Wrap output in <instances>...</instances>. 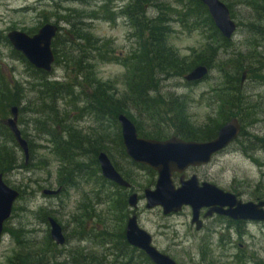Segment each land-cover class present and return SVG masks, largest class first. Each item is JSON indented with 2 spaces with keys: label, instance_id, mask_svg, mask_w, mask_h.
<instances>
[{
  "label": "rangeland",
  "instance_id": "rangeland-1",
  "mask_svg": "<svg viewBox=\"0 0 264 264\" xmlns=\"http://www.w3.org/2000/svg\"><path fill=\"white\" fill-rule=\"evenodd\" d=\"M86 1L85 4H79L72 0H0V37H5L11 30L31 36L44 23L56 25L58 32L55 35L57 38L55 52L58 54V63H53L46 80L50 83L72 85L73 95H80L82 90L88 92L85 89V82L80 78L76 79L75 69L61 59L64 53H70L73 58L78 57L74 49L68 44H62V41L73 38V31L67 23H80L81 32L105 42L110 57V61L95 60L92 63L93 78L100 83L109 84L119 97L127 87V71L122 62L134 47L130 20L120 13L129 0H106L105 4L104 0ZM187 1L158 2L166 4L170 9L167 12L170 27L167 44L179 57L190 62L204 52L206 46L214 47L215 43L208 37L206 29L200 28L199 24L191 28L190 24L183 27L178 23L175 14L181 11L179 5H185ZM219 1L226 7L228 5L227 9L236 24V30L228 40L230 43L228 48L225 51L217 49V58L222 60L231 58L238 52H244L247 56L249 53L254 54V59L261 53L264 57V41L255 30L256 26L264 25V18L263 20L257 18V12L253 9L255 3L256 6L262 4L264 6V0ZM249 2H252V5H249ZM182 19L189 20V17ZM247 24L255 27L248 32ZM77 45L79 46L77 51L86 46L85 43H82V46ZM10 50H12L10 45L0 39L2 73L7 81L17 84L23 91L20 107L24 110L17 114L16 125L24 136L23 139L30 145L31 152L28 150L24 168H16L7 175H2L4 183L16 190L19 196L12 205L9 218L3 224L4 231L0 237V264H19V261L15 260L16 256L25 253L41 257L44 255L43 264H127L124 256L114 251L113 238L120 225V220L113 217L115 210L112 202L115 200L116 188L98 184L97 177L89 175L90 171H86L88 174L85 172L81 179H75L76 185L73 188H64L58 183L60 176L56 170L59 164L50 153L52 148L47 142L50 138L44 132L39 133L36 130L40 127L36 126V123H39V115L36 114L39 108L35 99L39 89L36 88L35 75L29 71L25 63L14 57ZM87 51L90 55L93 54L91 50ZM205 56V53L202 54V58ZM215 65L216 61L207 78L197 84H186L184 87L182 80L159 84L161 89L157 95L172 92L181 96L185 100L189 121L194 126H201L206 120L216 116L213 95L210 92L220 84L221 74ZM224 70L227 71V68ZM252 73L254 78L250 74L247 75L248 87L244 94L247 104L252 107L251 111H254L250 120H258L260 123L257 122L255 127L245 130L251 135L250 142L253 138L261 139L259 149H255L256 144L253 142L252 145H245V141L241 146L247 151L245 155L237 150L233 151L232 148L227 149L216 154L205 167L189 169L185 173V177L193 174L198 181L212 183L222 191L236 194L243 202L254 201L257 194L264 195V83L258 82V78H255L258 76L264 78V68L255 69ZM66 101H58L55 105L59 115L57 117L63 121L53 122L50 127L44 125L51 133H60L63 128L74 129L82 135L100 133L102 138L104 135L114 133L115 128L113 129L111 125L108 128L104 120L100 127L108 128V133L99 130L96 119L90 117L87 112L81 116L78 110L83 109L82 104L72 108ZM135 113L131 107L127 114L132 119ZM7 117L9 118V116L4 118ZM138 122L146 130L151 128L152 124H148L151 122L146 118ZM109 143L105 142L104 145L107 146L117 168L133 179L137 193L141 194L148 179L146 172L131 166L119 149L115 150L113 143ZM5 144L13 148L12 143L5 141ZM15 150L18 163H23L21 150L18 147ZM85 158H79L78 161L86 165ZM67 175L69 174L66 172L64 176ZM98 175L100 176L99 171ZM176 180L177 178H174V182ZM139 185H142L141 189L138 188ZM58 188L60 192L54 196L42 195L43 190ZM111 196L113 197L110 198ZM262 199L264 200V197ZM143 204L144 201L140 200L136 210L138 226L150 235L152 246L176 264H264V223H250L227 229L224 220L207 221L206 227H214L212 233L206 228L195 232L189 225V209L164 217L159 209L146 210ZM84 205L87 215L85 210H82ZM43 217H51L60 225L65 238L62 246H56L50 241L48 225L46 220L43 222ZM105 230L110 237L103 234Z\"/></svg>",
  "mask_w": 264,
  "mask_h": 264
},
{
  "label": "trees",
  "instance_id": "trees-1",
  "mask_svg": "<svg viewBox=\"0 0 264 264\" xmlns=\"http://www.w3.org/2000/svg\"><path fill=\"white\" fill-rule=\"evenodd\" d=\"M72 1L78 2L79 4H85L87 2L86 0ZM105 1H103L104 4ZM158 1L129 0L120 12L121 15L130 20L134 47L122 62L124 69L127 71V87L125 92L120 94L119 97L116 96L109 84L100 83L93 78L92 63L95 60L107 62L110 61V57L107 54L105 42L103 43L92 38L86 32H81L80 23L72 24L68 22L67 24L70 26V30L73 31V38L62 41V44H68L70 48L74 49L78 57L73 58L70 53H64L61 59L65 63L70 64L73 70L75 69L76 79L80 78L85 82V89L88 92L82 90L80 95H73L72 85L48 82L46 80L48 73L32 68L18 52L10 50L11 54L25 63L29 71L35 75L34 80L37 81L36 88L39 89L35 99L39 108L36 112L39 115V123H36V126L40 127L36 130L39 133L44 132L50 138L47 141L52 148L50 153L54 155L59 164L56 170L58 176H60L58 183H61L64 188H73L76 185L75 179H81L86 171H90L91 174L89 175H95L97 177L98 184L115 188L113 184L104 181L98 175L99 170L96 163V156L100 152L106 154L115 170L126 181L129 180L128 175H125V173L117 168L116 163L109 154L107 146L104 145L105 142L113 143L115 150L119 149L121 155L126 158L121 145L119 130H117L116 116L118 114H124L134 124L137 135L140 137L160 139L163 136L162 134H173L179 136L182 140L199 142L214 137L217 129L228 118L241 116L244 111H251L252 107L242 98L238 85L243 71H247V75L250 74L253 76L252 72L255 69L259 70L264 68V57L261 56L262 53L258 55L257 59H254V54L249 53L247 56L244 55V52H238L237 54H233L231 58H223V60L219 57L217 58V49L221 48L225 51L230 43L228 40L223 39L213 27L204 6L198 0H188L185 5H179L181 11L175 14L178 23L183 27L190 24L191 28L199 24L200 28L206 29L208 37L215 43L214 47L206 46L204 52L202 51L198 57L188 62L186 59L179 57L175 50L167 44V36L170 33L167 12L170 9L166 4ZM249 5H252V2H249ZM256 5L257 3L253 5V9L257 12L256 17L263 20V4ZM72 13L75 14L74 12ZM187 17H189V20L182 19ZM83 26L85 27V25ZM254 27L252 24H247L246 30L250 32ZM255 30L264 41V25L256 26ZM0 39L7 42L5 37H0ZM55 40H57L56 37L51 42V49L54 55V63L56 64L58 63V54L55 52ZM82 43H85L86 46L77 51L79 47L77 44H81L82 46ZM87 50H91L93 54L90 55ZM260 51L263 52L262 49ZM204 53L206 56L202 58V54L204 55ZM215 61V67H218L221 74L220 84L216 85L210 92L213 95L212 100L215 105L216 116L213 119L206 120L201 126H194L187 117L185 100L181 96L171 94L170 92L164 95H157L161 89L159 84L170 82L171 80H182L183 75L190 71L192 67L199 64L206 66L209 71L214 66ZM213 62L214 64H212ZM224 67L227 68V71L224 70ZM206 78L207 76L204 79ZM255 78H258V82L264 83V78L261 76ZM228 85L232 86L231 90L227 88ZM79 86H81V83ZM22 92L17 84H12L7 81L0 68V174L3 176L16 168H24L26 162L23 158V163H18L15 153V148L18 146L10 132L2 124V121L6 119L4 117L10 116L9 113L12 107L17 108V114L23 112L24 109L20 107L22 103ZM64 100H67L66 102L72 108H75L78 104H82L83 109L78 110L81 116L87 112L90 117L96 119L99 130L102 129L107 132L111 125L113 129L115 128L113 130L114 133L104 135V138L108 139L107 141L102 138L100 133L94 134L91 132L82 135L80 132L70 128H63L60 133H51L44 125L50 127L53 122L58 123L63 121L59 120L55 105L56 102ZM230 106L232 107L230 108ZM131 107L136 112L132 119L127 114L130 112ZM136 118L140 121L142 118H146V120L151 122H148V124H152L151 128L149 127V130H146L144 126L141 127L140 122H138L139 120ZM102 120L108 124V128L100 127ZM20 135L24 138L21 132ZM5 141L12 143L13 148L6 146ZM27 147L29 152H31V147L28 142ZM82 157H86V165L78 161ZM129 163L135 169L143 168L136 166L130 161ZM143 169L151 173L150 170ZM66 172L69 175L64 176ZM86 173L88 174V172ZM131 180L133 182L132 178ZM138 187L141 189L142 185ZM114 194L115 201L112 202V207L115 210V215L113 217H117L120 220V214L116 210L115 202H117L118 210L125 205V202L121 190L116 189ZM260 197L263 198L264 195H260ZM85 209L86 206L84 205L82 210ZM84 212L87 215L86 210ZM119 212L121 211L119 210ZM45 220L46 218L43 217V222ZM3 231L4 229H2ZM105 231L103 234L109 236L107 230ZM113 241L114 251L119 255H123L127 264H151L142 252L136 249L128 250L127 245L122 239V225L118 226V231ZM47 243L49 244V241ZM43 256L25 253L16 256L15 260H18L19 264H43Z\"/></svg>",
  "mask_w": 264,
  "mask_h": 264
},
{
  "label": "water",
  "instance_id": "water-1",
  "mask_svg": "<svg viewBox=\"0 0 264 264\" xmlns=\"http://www.w3.org/2000/svg\"><path fill=\"white\" fill-rule=\"evenodd\" d=\"M199 2L206 9L213 27L219 35L223 39L229 40L236 30V24L231 19L224 3L219 0H199ZM57 32L56 25L44 23L31 36L11 30L6 33L5 38L11 49L18 52L32 68L49 73L54 63L51 42ZM207 74L208 69L204 65H197L183 75L182 81L199 83ZM241 81H243V76ZM9 114V118L2 121V124L12 135L23 154L24 161H26L28 147L16 125L17 108L12 107ZM116 122L125 156L133 163L146 166L156 173L154 189L143 190L145 209L159 207L162 214L167 215L177 213L182 206L187 205L191 208V222H195L198 210L201 207L210 206L211 209L207 211L206 216L215 213L232 220L264 222V200L256 204L251 202L242 204L232 194L225 193L213 185L202 183L198 186L194 177L184 182L180 180L178 188H174L170 180L172 173H181L189 166L197 167L207 164L213 154L224 149L234 140L239 132L235 118L224 123L218 129L216 136L207 142L183 141L174 136L162 141L138 138L133 123L124 114H118ZM96 163L103 180L121 188L129 187V184L116 172L105 153L97 154ZM58 192L59 189L43 190L42 195L54 196ZM17 197L18 192L7 186L0 174V237L3 224L9 218L12 205ZM136 199V194H131L127 198L130 208L135 207ZM225 206L227 209L223 210L222 208ZM46 221L50 241L56 246H62L65 238L60 225L51 217H47ZM198 228L199 224L196 222V229ZM124 237L126 242L142 252L151 264H176L151 245L150 236L137 226L134 216L126 221Z\"/></svg>",
  "mask_w": 264,
  "mask_h": 264
},
{
  "label": "flooded vegetation",
  "instance_id": "flooded-vegetation-1",
  "mask_svg": "<svg viewBox=\"0 0 264 264\" xmlns=\"http://www.w3.org/2000/svg\"><path fill=\"white\" fill-rule=\"evenodd\" d=\"M199 1V0H198ZM200 65V64H199ZM197 66V65H196ZM195 67V66H194ZM193 68V67H192ZM189 72V71H188ZM243 76V81H241V77ZM183 77V76H182ZM241 77H240V80H239V85H238V87H239V89L241 90V95H242V98L243 99H245V95L246 94H244L245 93V91L247 90V81L249 80L248 79V77H247V71H243L242 73H241ZM183 82V81H182ZM185 83V82H184ZM186 84H197V83H185L183 86L185 87L186 86ZM227 88L229 89V90H231L232 89V86L231 85H228L227 86ZM172 93V92H171ZM230 100H231V97H230ZM245 102H246V100H245ZM247 103V102H246ZM232 106H230V108H231ZM229 108V109H230ZM253 113H254V111H250L249 113L248 112H246V111H244V113H242V115L241 116H233V117H230V118H228L227 119V121L226 122H228L229 120H231V119H233V118H235L236 120H237V123H238V126H239V132H238V134H237V136H236V138L234 139V140H232L224 149H222V150H220L219 152H217V153H215V154H213L211 157H210V160H209V162L207 163V164H205V165H200V166H197V167H192V166H189V167H187L186 169H184L181 173H172L171 174V176H170V180H171V182H172V185H173V187L174 188H178L179 186H180V180L181 181H186V180H188V179H190L191 177H194L195 178V180H196V183H197V185L198 186H200L202 183H207V184H210V185H213V186H215L214 184H212V183H209V182H205V181H198V179H197V177L195 176V175H190L189 177H185V173H186V171H188L189 169H199V168H202V167H205L206 165H208L209 163H210V161L212 160V158L216 155V154H218V153H220V152H222V151H224V150H227V149H231L232 148V150L234 151V150H237L238 152H240V153H243L244 155H245V153H247V151L246 150H243L242 148H241V146L243 145V144H245L244 142L246 141V144L245 145H252V143L251 142H253L254 144H256L255 146H256V148L255 149H259V146H258V144H262L261 143V139H258V138H253L252 140H251V142L249 141L251 138H250V133H248L246 130H245V128H247L248 130H250L251 128H253V126L255 127V124H257V122H258V120H250V117H251V115H253ZM255 121V122H254ZM226 122H224V123H226ZM223 123V124H224ZM258 123H260V122H258ZM222 124V125H223ZM134 125V124H133ZM221 125V126H222ZM220 126V127H221ZM135 127V126H134ZM219 127V128H220ZM218 128V129H219ZM218 129H217V131H218ZM136 131V130H135ZM217 131H216V134H217ZM216 134L214 135V137L216 136ZM136 135H137V132H136ZM163 136L160 138V139H151V140H157V141H162V140H166V139H168L169 137H172V136H174V137H177V138H179V139H181L179 136H176V135H173V134H162ZM137 137L138 138H143V137H140V136H138L137 135ZM214 137H212L211 139H208V140H204V141H199V142H207V141H210V140H212ZM143 139H148V138H143ZM182 140V139H181ZM183 141H186V140H183ZM194 142H197V141H194ZM122 145V144H121ZM264 145V144H263ZM237 146V147H236ZM262 146V145H261ZM248 149V151H249V148H247ZM250 150H252V149H250ZM124 151V150H123ZM255 151V150H254ZM247 155V154H246ZM127 158V157H126ZM109 159V158H108ZM128 159V158H127ZM247 159L249 160L250 159V157L248 158L247 157ZM129 160V159H128ZM130 161V160H129ZM130 162H132V161H130ZM133 163V162H132ZM112 164V163H111ZM133 164H135L136 166H141V167H143V168H146V169H148V170H150V172L151 173H149L148 171H146V170H144L143 168H141V169H137V170H142V171H145L146 172V176L148 177V179H146L147 181H146V186L145 187H143L142 188V190H141V194H138L137 193V191H136V189H135V182L133 181L132 182V180H131V178H130V176H128V181H126L117 171V173L121 176V178L126 182V183H128L129 184V187L128 188H121V187H118V186H116V185H114L115 186V188L116 189H118V190H121L122 191V194H123V198H124V202H125V205H123L122 206V208H120L119 210L121 211V212H119V210L117 209V207H118V205H117V202H115V204H116V210H117V212L120 214V225H122V239H123V241H124V243L127 245V248H128V250H133V249H135V248H133V247H131L127 242H126V240H125V237H124V230H125V225H126V221H127V219L128 218H130L131 216H134L135 217V221H136V224H137V226H138V223H137V217H136V210H137V207H138V203H139V201L140 200H143L144 201V199H143V190L144 189H151V190H153L154 189V186H155V183H156V179H157V176H156V173L153 171V170H151L150 168H148V167H146V166H143V165H139V164H136V163H133ZM113 166V165H112ZM115 169V168H114ZM174 178H177V180H176V182H174ZM105 181V180H104ZM106 182H108V181H106ZM110 183V182H109ZM112 184V183H111ZM216 187V186H215ZM139 188V187H138ZM217 188V187H216ZM59 189V192H60V188H58ZM140 189V188H139ZM219 189V188H218ZM58 192V193H59ZM223 192H225V193H228V194H232L233 196H235V198H236V200L237 201H239L240 203H248V202H251V203H253V204H256V203H258L259 201H263V199L260 197V195L259 194H257V197L254 199V201H247V202H243L242 200H240L238 197H237V195L236 194H233V193H231V192H226V191H223ZM131 194H136V196H137V199H136V204H135V207L134 208H130L129 206H128V204H127V198L131 195ZM122 198V199H123ZM115 201V200H114ZM145 205V202H144V204H143V206ZM144 209H145V207H144ZM153 209H159L160 210V213H161V215H163L162 214V212H161V209L159 208V207H155V208H153ZM153 209H150V210H153ZM183 209H189V212H190V220H189V225L191 226V227H193V229H194V231L195 232H200V231H203L205 228L208 230V232L209 233H212L213 231H214V227L213 226H209V227H206L205 225H206V222L207 221H214L215 222V220H224L225 222H226V228L227 229H231L232 228V226H235V227H239L240 225H242V226H246V225H249L250 223H264V222H256V221H248V220H232V219H230V218H228V217H226V216H223V215H219V214H215V213H211V215H209V216H206V213H207V211L209 210V209H211V207L209 206V207H201L199 210H198V215H197V220L195 221V222H191L192 221V218H191V208L189 207V206H187V205H184V206H182L181 207V209H180V211L179 212H177V213H180ZM223 210H226L227 209V207L225 206V207H223L222 208ZM147 210V209H146ZM177 213H169V214H167V215H163L164 217H168V216H172V215H174V214H177ZM122 217V218H121ZM47 219V218H46ZM47 222V221H46ZM196 222L199 224V228L198 229H196ZM139 227V226H138ZM140 228V227H139ZM141 229V228H140ZM143 230V229H142ZM144 231V230H143ZM147 233V232H146ZM148 234V233H147ZM120 235H121V233H120ZM149 235V234H148ZM150 236V235H149ZM150 239H151V237H150ZM152 241V240H151ZM151 245H152V243H151ZM154 247V246H153ZM155 248V247H154ZM156 249V248H155ZM137 250V249H136ZM157 250V249H156ZM158 251V250H157ZM159 252V251H158ZM161 253V252H160ZM162 254V253H161ZM149 261V260H148ZM150 262V261H149Z\"/></svg>",
  "mask_w": 264,
  "mask_h": 264
},
{
  "label": "bare ground",
  "instance_id": "bare-ground-1",
  "mask_svg": "<svg viewBox=\"0 0 264 264\" xmlns=\"http://www.w3.org/2000/svg\"><path fill=\"white\" fill-rule=\"evenodd\" d=\"M206 67V66H205Z\"/></svg>",
  "mask_w": 264,
  "mask_h": 264
}]
</instances>
